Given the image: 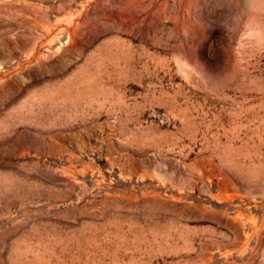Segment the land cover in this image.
Segmentation results:
<instances>
[{"label":"rangeland","instance_id":"obj_1","mask_svg":"<svg viewBox=\"0 0 264 264\" xmlns=\"http://www.w3.org/2000/svg\"><path fill=\"white\" fill-rule=\"evenodd\" d=\"M0 264H264V0H0Z\"/></svg>","mask_w":264,"mask_h":264}]
</instances>
